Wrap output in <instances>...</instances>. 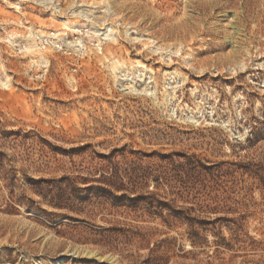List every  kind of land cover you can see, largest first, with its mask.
Wrapping results in <instances>:
<instances>
[{
    "label": "rangeland",
    "instance_id": "1",
    "mask_svg": "<svg viewBox=\"0 0 264 264\" xmlns=\"http://www.w3.org/2000/svg\"><path fill=\"white\" fill-rule=\"evenodd\" d=\"M83 261L264 264V0H0V264Z\"/></svg>",
    "mask_w": 264,
    "mask_h": 264
},
{
    "label": "bare ground",
    "instance_id": "2",
    "mask_svg": "<svg viewBox=\"0 0 264 264\" xmlns=\"http://www.w3.org/2000/svg\"><path fill=\"white\" fill-rule=\"evenodd\" d=\"M92 23V22H91ZM52 36V35H51ZM28 37H30V40H29V47L28 48H26L25 50L26 51H29L30 53H32L33 51H35V52H37V53H41V51H42V49L41 48H39V47H37V44L35 43L36 41H39V42H43V43H45L46 45H47V42H49L47 39H51V37L50 36H48L47 38L46 37H44L43 35H39V34H36L35 32L33 33L32 31H31V34H30V36H28ZM41 38V39H40ZM50 44L51 45H53V44H56V43H54L53 41H52V43L50 42ZM59 46V45H58ZM36 53V54H37ZM34 54V53H33ZM42 54V53H41ZM40 55V54H39ZM106 57V56H105Z\"/></svg>",
    "mask_w": 264,
    "mask_h": 264
},
{
    "label": "trees",
    "instance_id": "3",
    "mask_svg": "<svg viewBox=\"0 0 264 264\" xmlns=\"http://www.w3.org/2000/svg\"><path fill=\"white\" fill-rule=\"evenodd\" d=\"M105 185H107V188H108V190L106 191L107 197L109 196V198H111V200L120 201L121 199L125 198L126 195H124V194H122L120 197H116L113 193H111L112 190L114 192L121 190V189H116L115 185L113 183H111V179L107 178L105 181ZM123 193H126V191H123ZM130 202H132V200ZM115 204H118V203L115 202ZM82 263L87 264L88 262L83 261Z\"/></svg>",
    "mask_w": 264,
    "mask_h": 264
}]
</instances>
